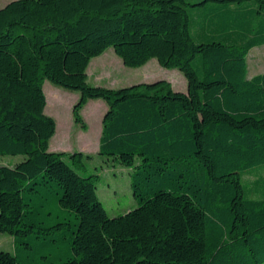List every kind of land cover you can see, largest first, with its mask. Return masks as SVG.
Instances as JSON below:
<instances>
[{"label":"trees","instance_id":"16d2710c","mask_svg":"<svg viewBox=\"0 0 264 264\" xmlns=\"http://www.w3.org/2000/svg\"><path fill=\"white\" fill-rule=\"evenodd\" d=\"M264 0H12L0 8V264H264ZM108 48L125 66L155 58L156 80L90 85ZM45 80L103 99L98 154L132 168L137 206L109 216L80 152L49 151ZM67 157L70 163L64 160ZM247 176L252 177L247 180ZM247 180V181H246Z\"/></svg>","mask_w":264,"mask_h":264},{"label":"rangeland","instance_id":"374dc122","mask_svg":"<svg viewBox=\"0 0 264 264\" xmlns=\"http://www.w3.org/2000/svg\"><path fill=\"white\" fill-rule=\"evenodd\" d=\"M98 57L89 63L87 81L90 85L118 89L142 82L166 80L174 91L186 92L187 82L183 73L178 68L160 66L155 58L143 66L132 68L122 63L113 48H108L103 56ZM246 60L247 78L262 73L264 45L252 48ZM43 91L46 96L44 113L54 118L56 123L55 134L49 141V151L63 150L61 152L69 153L71 148L73 152L80 150L85 157V168L77 171L85 177L94 175L98 198L109 216H117L136 207L130 179L132 168L106 161L97 151L95 139L102 129V118L107 109L105 101L99 98L86 102L80 111L86 124L82 128L74 121L72 114V107L80 97L79 91L64 89L48 80L43 83ZM83 137H87V141ZM23 159L24 155H0V166H13ZM64 160L70 163L67 157ZM251 178L247 176V180ZM0 251L15 252L13 237L8 233L0 232Z\"/></svg>","mask_w":264,"mask_h":264},{"label":"crops","instance_id":"0c3cea01","mask_svg":"<svg viewBox=\"0 0 264 264\" xmlns=\"http://www.w3.org/2000/svg\"><path fill=\"white\" fill-rule=\"evenodd\" d=\"M10 1H12V0H7V1H2V0H0V3H3V4H1L0 5V8L1 7H3L5 4H7L8 2H10ZM105 53V52H104ZM103 53V54H104ZM103 54L102 55H100L98 58H100L101 56H103ZM112 59L115 61L116 60V58L115 57H112ZM247 61V60H246ZM247 67H248V65H247ZM88 69H89V65H88V67H87V78H88ZM254 76V75H253ZM251 78V77H250ZM101 133V132H100ZM100 133H99V135H98V137L95 139L96 140V143H97V151H98V144H99V137H100ZM83 139H85L86 141H87V137H83ZM86 143V142H85ZM88 143H86V145H87ZM54 151H59V152H61V151H63V150H54ZM70 152H73V148H71L70 150H69ZM78 152L80 151V150H77Z\"/></svg>","mask_w":264,"mask_h":264}]
</instances>
